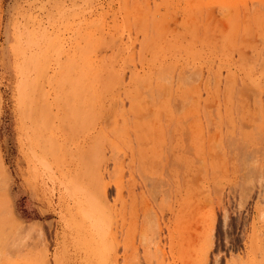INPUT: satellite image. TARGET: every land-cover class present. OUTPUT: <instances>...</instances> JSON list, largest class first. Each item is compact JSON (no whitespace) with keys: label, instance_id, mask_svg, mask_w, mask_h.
Masks as SVG:
<instances>
[{"label":"rangeland","instance_id":"obj_1","mask_svg":"<svg viewBox=\"0 0 264 264\" xmlns=\"http://www.w3.org/2000/svg\"><path fill=\"white\" fill-rule=\"evenodd\" d=\"M23 17L59 72L103 74L48 172L16 120ZM0 97V264H264V0H0Z\"/></svg>","mask_w":264,"mask_h":264},{"label":"bare ground","instance_id":"obj_2","mask_svg":"<svg viewBox=\"0 0 264 264\" xmlns=\"http://www.w3.org/2000/svg\"><path fill=\"white\" fill-rule=\"evenodd\" d=\"M17 22L11 42L15 72L13 89L16 120L30 164L48 172L53 164L64 161L56 145L59 124L69 123L73 126L72 131L63 132V136L69 141V137L74 133V126H79L81 123L91 125L100 114L98 89L102 87L100 75L102 72L93 67L94 62L88 61L84 74L85 79L88 77L87 86L84 82L82 84L78 76L77 79H73V67L70 68L65 64L64 68L59 67L60 73L56 63L51 61V58L56 59L55 56L48 55L50 47L45 44L46 32L36 26L35 21L33 22L29 17H23L20 22ZM240 24V21L236 23L238 29ZM48 60L51 62L46 66ZM49 66L54 68V73L48 78L47 67ZM164 92L162 88L157 91V94L163 97ZM98 159L99 162L102 161V158L98 157ZM77 160L85 164L84 157L80 156ZM90 170L92 177L89 184L92 185L91 189L95 190L98 182L97 170L94 167Z\"/></svg>","mask_w":264,"mask_h":264}]
</instances>
